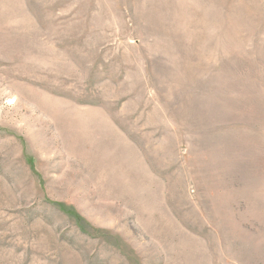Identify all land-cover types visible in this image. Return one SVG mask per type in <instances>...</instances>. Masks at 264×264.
<instances>
[{
  "label": "rangeland",
  "instance_id": "1",
  "mask_svg": "<svg viewBox=\"0 0 264 264\" xmlns=\"http://www.w3.org/2000/svg\"><path fill=\"white\" fill-rule=\"evenodd\" d=\"M0 264H264V0H0Z\"/></svg>",
  "mask_w": 264,
  "mask_h": 264
}]
</instances>
